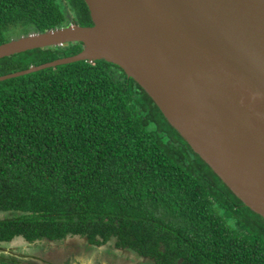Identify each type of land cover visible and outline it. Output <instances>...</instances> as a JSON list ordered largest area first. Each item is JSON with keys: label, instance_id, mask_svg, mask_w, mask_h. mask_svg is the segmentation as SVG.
<instances>
[{"label": "trees", "instance_id": "16d2710c", "mask_svg": "<svg viewBox=\"0 0 264 264\" xmlns=\"http://www.w3.org/2000/svg\"><path fill=\"white\" fill-rule=\"evenodd\" d=\"M72 22L93 24L85 0H0V43ZM82 48L6 56L0 75ZM0 212V242L116 237L162 264H264V218L103 59L0 81Z\"/></svg>", "mask_w": 264, "mask_h": 264}, {"label": "water", "instance_id": "95a60500", "mask_svg": "<svg viewBox=\"0 0 264 264\" xmlns=\"http://www.w3.org/2000/svg\"><path fill=\"white\" fill-rule=\"evenodd\" d=\"M72 22L0 43V58L82 42L76 54L0 81L80 60L120 66L253 212L264 218V0H85Z\"/></svg>", "mask_w": 264, "mask_h": 264}, {"label": "flooded vegetation", "instance_id": "af4514ba", "mask_svg": "<svg viewBox=\"0 0 264 264\" xmlns=\"http://www.w3.org/2000/svg\"><path fill=\"white\" fill-rule=\"evenodd\" d=\"M71 239V242L68 241ZM18 241L24 250L31 251L32 255H15L3 251L0 256V264H162V260L156 256L144 255L138 250L116 245V237H112L103 243H94L86 236L68 235L63 239L41 238L35 240L26 239L23 236H15L10 240L0 243L10 244ZM77 242L74 245L73 242ZM65 242V247L61 244ZM41 243V244H40ZM25 244V245H24ZM40 244V245H39ZM80 247V248H78ZM84 247V248H82ZM77 249V250H75ZM85 249V250H84ZM96 252L91 254L90 250ZM24 252V251H23ZM22 252V253H23ZM82 255H84L82 257Z\"/></svg>", "mask_w": 264, "mask_h": 264}, {"label": "rangeland", "instance_id": "374dc122", "mask_svg": "<svg viewBox=\"0 0 264 264\" xmlns=\"http://www.w3.org/2000/svg\"><path fill=\"white\" fill-rule=\"evenodd\" d=\"M11 38H16V37H11ZM5 216H6V213L0 212V218L5 217ZM68 241L71 242V239H68L66 242H68ZM73 244L77 245V242L74 241ZM19 245H21V244L17 240L16 241H12V243H10V244L0 243V256H2L3 251H5L6 253H11V254H15V255H30V256L32 255L31 251L33 249H29L28 251H26V250H24L23 246L22 247L21 246L18 247ZM64 245H65V242L63 244H61V248L65 247ZM78 248H80V247H78ZM82 248H84V247H82ZM75 250H77V249H75ZM89 252H91V254H94L96 251L94 249H92ZM83 256L84 255H82V257Z\"/></svg>", "mask_w": 264, "mask_h": 264}]
</instances>
